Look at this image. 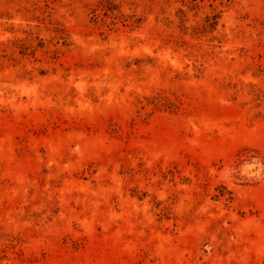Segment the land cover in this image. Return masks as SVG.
<instances>
[{
    "label": "rangeland",
    "instance_id": "1",
    "mask_svg": "<svg viewBox=\"0 0 264 264\" xmlns=\"http://www.w3.org/2000/svg\"><path fill=\"white\" fill-rule=\"evenodd\" d=\"M0 264H264V0H0Z\"/></svg>",
    "mask_w": 264,
    "mask_h": 264
}]
</instances>
